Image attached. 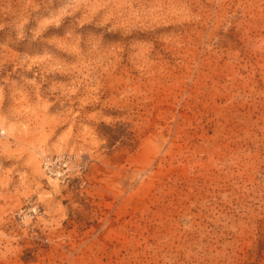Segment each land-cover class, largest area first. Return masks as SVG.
Masks as SVG:
<instances>
[{
	"label": "rangeland",
	"instance_id": "1",
	"mask_svg": "<svg viewBox=\"0 0 264 264\" xmlns=\"http://www.w3.org/2000/svg\"><path fill=\"white\" fill-rule=\"evenodd\" d=\"M0 264H264V0H0Z\"/></svg>",
	"mask_w": 264,
	"mask_h": 264
}]
</instances>
